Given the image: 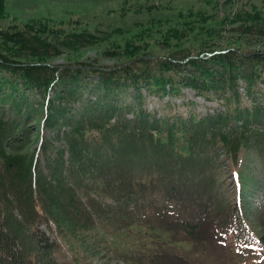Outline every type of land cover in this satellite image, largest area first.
I'll use <instances>...</instances> for the list:
<instances>
[{"label": "trees", "instance_id": "1", "mask_svg": "<svg viewBox=\"0 0 264 264\" xmlns=\"http://www.w3.org/2000/svg\"><path fill=\"white\" fill-rule=\"evenodd\" d=\"M201 1L150 19L141 29L169 21L154 44L112 42L113 64L48 61L100 40L89 29L0 27V264H176L172 234L202 240L206 223L217 243L232 230L255 248L253 229L264 241V50L248 45L264 39V0ZM184 87L223 108L147 106ZM40 113L51 134L25 151Z\"/></svg>", "mask_w": 264, "mask_h": 264}, {"label": "rangeland", "instance_id": "2", "mask_svg": "<svg viewBox=\"0 0 264 264\" xmlns=\"http://www.w3.org/2000/svg\"><path fill=\"white\" fill-rule=\"evenodd\" d=\"M223 1L221 0V2ZM246 1L240 0L237 3L241 4ZM255 1L260 4V0ZM6 5L7 12L4 17H0V27L9 26L12 23L23 24L24 22L43 19V21H49L55 25L63 24L67 30L70 28L89 29L99 35L100 40L97 42L86 43L77 49L64 46L61 52L49 58V62L66 63L75 60H93L96 63L113 64L122 60L124 56L113 52L114 43L112 42L125 44L127 40L135 39L139 43L149 41V43L154 44L156 37L161 35L169 21L165 22V25L161 26L162 28H159L158 25L155 26L156 28L141 29L148 26L150 19L153 17H176L175 14L178 11L187 12L192 10L191 8H200L203 2L201 0H6ZM220 5L224 8V4L221 3ZM114 29L119 31L114 32ZM138 33L142 34L145 40L143 37L139 38ZM250 42L248 43L250 48L260 47L264 50V39H253ZM158 50L161 52L168 51L166 44H161ZM262 87L264 88V85ZM241 89L243 90V87ZM143 91L146 93L145 89ZM182 91V94L166 95L162 99L156 94L147 93V106L150 109H159V113H161L165 103L171 99L180 111H187L189 108L194 107L198 112L205 113L208 109L223 108V105L218 103L217 100H208L205 97L196 96L193 89L184 87ZM246 98L245 96L244 99ZM190 99L195 100V103L190 106L183 103ZM29 125L33 127L25 151L34 150L42 135L49 137L51 134L43 126L42 113L31 118ZM54 143L55 145H61V140L57 139ZM23 148L24 146L19 147V149ZM39 159L45 164V154L42 149L40 150ZM224 163L227 173L225 172L221 177H226L228 180L230 178V163L228 160H225ZM260 204H263V198L259 195L255 197L254 205L261 208ZM260 218L261 222L264 221V206L260 211ZM42 227V230L46 231L45 233L50 234V230L46 226L43 225ZM254 227H258L260 231L259 225H254ZM262 230L264 232L263 226ZM200 231L202 236H200ZM200 231L197 237H203V239L198 241L186 239L181 234H172L171 240L175 245V251L186 255L197 264H264V242L259 245L256 251H246L247 249L241 251L233 243L228 252L227 248L212 240L213 228L209 224L202 225ZM228 237L231 241L234 235L229 234ZM50 238H55L52 233ZM217 247L226 250L227 253L224 256V253H222L220 256L215 257L214 250L218 249ZM71 251L66 242L59 252L60 258L64 259L66 257L68 259ZM102 261L104 263V260ZM102 261L96 259L92 264H103ZM176 264L187 263L186 261L176 260Z\"/></svg>", "mask_w": 264, "mask_h": 264}]
</instances>
